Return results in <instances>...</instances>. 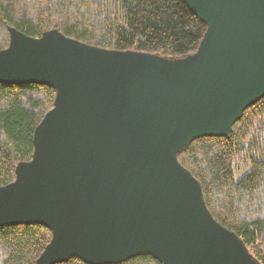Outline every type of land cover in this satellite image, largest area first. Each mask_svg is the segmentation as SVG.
<instances>
[{"label": "water", "instance_id": "obj_1", "mask_svg": "<svg viewBox=\"0 0 264 264\" xmlns=\"http://www.w3.org/2000/svg\"><path fill=\"white\" fill-rule=\"evenodd\" d=\"M208 26L198 51L172 60L104 49L57 29L12 28L0 83L56 89L34 155L0 186V226L43 224L38 264H262L218 223L178 159L202 137H228L264 97V0H185Z\"/></svg>", "mask_w": 264, "mask_h": 264}, {"label": "trees", "instance_id": "obj_2", "mask_svg": "<svg viewBox=\"0 0 264 264\" xmlns=\"http://www.w3.org/2000/svg\"><path fill=\"white\" fill-rule=\"evenodd\" d=\"M33 37L57 29L110 50L181 58L198 51L207 24L185 0H0V50L11 29ZM56 89L39 83H0V186L34 155V134L54 107ZM200 182L215 220L261 257L264 244V97L247 108L228 137H202L178 153ZM53 240L43 224L0 226V264H38ZM58 264H87L72 257ZM117 264H163L142 253Z\"/></svg>", "mask_w": 264, "mask_h": 264}, {"label": "rangeland", "instance_id": "obj_3", "mask_svg": "<svg viewBox=\"0 0 264 264\" xmlns=\"http://www.w3.org/2000/svg\"><path fill=\"white\" fill-rule=\"evenodd\" d=\"M11 43V41H10ZM159 56V55H158ZM189 56V55H188ZM163 57V56H161ZM187 57V56H185ZM185 57H181V58H169V57H164V58H167V59H172V60H178V59H182V58H185ZM249 252L259 261L261 262L262 264H264V262L261 260V257L259 256V254L255 251L254 248L252 247H249L247 246ZM261 251H262V255H264V244L261 245Z\"/></svg>", "mask_w": 264, "mask_h": 264}]
</instances>
